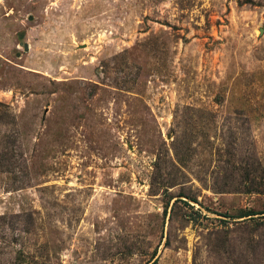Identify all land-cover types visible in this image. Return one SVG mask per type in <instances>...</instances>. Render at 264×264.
<instances>
[{
	"label": "rangeland",
	"instance_id": "rangeland-1",
	"mask_svg": "<svg viewBox=\"0 0 264 264\" xmlns=\"http://www.w3.org/2000/svg\"><path fill=\"white\" fill-rule=\"evenodd\" d=\"M0 264H264V0H0Z\"/></svg>",
	"mask_w": 264,
	"mask_h": 264
}]
</instances>
